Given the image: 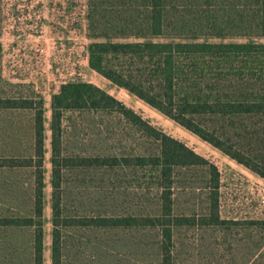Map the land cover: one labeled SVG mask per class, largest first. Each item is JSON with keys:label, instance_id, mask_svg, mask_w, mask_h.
Returning <instances> with one entry per match:
<instances>
[{"label": "trees", "instance_id": "16d2710c", "mask_svg": "<svg viewBox=\"0 0 264 264\" xmlns=\"http://www.w3.org/2000/svg\"><path fill=\"white\" fill-rule=\"evenodd\" d=\"M86 18L90 36L104 38L87 45L90 69L264 178V0H87ZM0 108L33 110L31 153L0 157V167L31 170L32 214L0 217V226L31 227V264H44L43 99L0 98ZM82 110L115 113L131 121L153 147L136 154L68 152L62 117ZM49 128L50 264H66L68 231L120 229L154 232L160 264H171L175 228L190 223L188 217L173 213L175 170L203 166L216 187V167L91 82L60 85L51 95ZM120 166H132L147 176L151 210H69L67 182L72 172L106 173ZM104 198L105 204L117 202L112 192ZM212 200L216 203L215 195ZM210 222L225 220L213 210ZM250 223L264 230V221Z\"/></svg>", "mask_w": 264, "mask_h": 264}, {"label": "rangeland", "instance_id": "374dc122", "mask_svg": "<svg viewBox=\"0 0 264 264\" xmlns=\"http://www.w3.org/2000/svg\"><path fill=\"white\" fill-rule=\"evenodd\" d=\"M86 12L87 0H0V42L6 36L15 37L9 47L0 50V98L43 99L44 264H50V99L70 80L91 82L106 90L149 125L183 142L216 167V187L213 175L203 166L175 170L173 213L188 217L190 223L175 228L171 264H264L260 249L264 230L250 223L264 221V210L255 202V189L264 186V178L90 69L87 45L104 38L90 36ZM32 124L33 110L0 108V157L31 153ZM61 130L68 152L136 154L153 147L140 126L115 113L67 111ZM31 185L30 169L0 167L1 218L32 214ZM67 190L69 210L83 214L103 213L108 207L111 212L138 213L154 206L149 204L147 176L132 166L106 173L72 172ZM109 192L117 198L116 204H105ZM214 195L216 203H212ZM213 210L225 223L210 222ZM32 239L29 226H0V264H31ZM157 242L148 229L71 230L65 262L160 264Z\"/></svg>", "mask_w": 264, "mask_h": 264}, {"label": "built area", "instance_id": "2783aa9c", "mask_svg": "<svg viewBox=\"0 0 264 264\" xmlns=\"http://www.w3.org/2000/svg\"><path fill=\"white\" fill-rule=\"evenodd\" d=\"M255 202L257 207L264 210V186H258L255 189Z\"/></svg>", "mask_w": 264, "mask_h": 264}, {"label": "crops", "instance_id": "0c3cea01", "mask_svg": "<svg viewBox=\"0 0 264 264\" xmlns=\"http://www.w3.org/2000/svg\"><path fill=\"white\" fill-rule=\"evenodd\" d=\"M14 39L15 37L12 35L6 36V38L4 37L3 42L2 41L0 42L2 50H5L7 47H9L11 40H14Z\"/></svg>", "mask_w": 264, "mask_h": 264}]
</instances>
